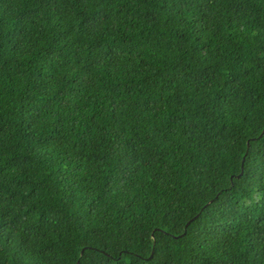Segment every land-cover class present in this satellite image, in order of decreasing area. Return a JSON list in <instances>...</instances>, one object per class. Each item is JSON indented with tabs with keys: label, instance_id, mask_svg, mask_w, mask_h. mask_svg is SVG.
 I'll return each mask as SVG.
<instances>
[{
	"label": "trees",
	"instance_id": "1",
	"mask_svg": "<svg viewBox=\"0 0 264 264\" xmlns=\"http://www.w3.org/2000/svg\"><path fill=\"white\" fill-rule=\"evenodd\" d=\"M77 263L264 264V0H0V264Z\"/></svg>",
	"mask_w": 264,
	"mask_h": 264
},
{
	"label": "water",
	"instance_id": "2",
	"mask_svg": "<svg viewBox=\"0 0 264 264\" xmlns=\"http://www.w3.org/2000/svg\"><path fill=\"white\" fill-rule=\"evenodd\" d=\"M242 175H243V168L241 167V173H240V175L237 177V179H240L241 177H242ZM211 203H209L207 206H209ZM196 219V218H195ZM195 219H193L192 221H190L186 226H185V228H184V233H183V235H182V238H184L185 236H186V231H187V229H188V227L193 223V221L195 220ZM151 239H152V244H153V247L155 246V241H154V239H153V237L151 236ZM82 257V253L80 254V257L79 258H81ZM77 264H79V263H77Z\"/></svg>",
	"mask_w": 264,
	"mask_h": 264
}]
</instances>
